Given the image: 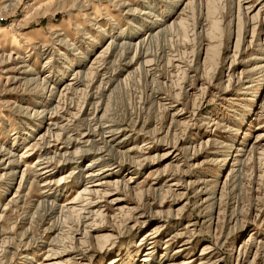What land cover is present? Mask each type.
Masks as SVG:
<instances>
[{
    "label": "rangeland",
    "instance_id": "obj_1",
    "mask_svg": "<svg viewBox=\"0 0 264 264\" xmlns=\"http://www.w3.org/2000/svg\"><path fill=\"white\" fill-rule=\"evenodd\" d=\"M0 264H264V0H0Z\"/></svg>",
    "mask_w": 264,
    "mask_h": 264
},
{
    "label": "bare ground",
    "instance_id": "obj_2",
    "mask_svg": "<svg viewBox=\"0 0 264 264\" xmlns=\"http://www.w3.org/2000/svg\"><path fill=\"white\" fill-rule=\"evenodd\" d=\"M176 2L178 3L179 2V0H176ZM175 3V2H174ZM169 14V13H168ZM68 42V41H67ZM10 44V47H13L14 45L16 46V44H15V42L13 41V40H6L5 42H3V45L5 46H8ZM69 45V44H68ZM19 54V53H18ZM18 57V56H17ZM21 59V58H20ZM86 60V59H85ZM16 63V62H15ZM18 63L20 64V63H23V60H20V61H18ZM17 64V63H16ZM28 72V71H27ZM14 81V80H13ZM37 162H39V161H37ZM94 164H96V163H94ZM93 164V165H94ZM105 173H102V174H98L99 176H103ZM108 175V174H107ZM97 176V175H96ZM90 177H92V175H90ZM150 245H152V243L150 244ZM153 248H155V247H148V249L147 250H152ZM149 251H147V254L145 255V257L144 258H147L148 256H150L153 252H149ZM143 262H147L146 260H144Z\"/></svg>",
    "mask_w": 264,
    "mask_h": 264
}]
</instances>
